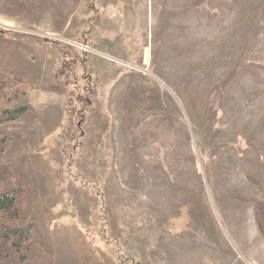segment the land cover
Returning <instances> with one entry per match:
<instances>
[{"label":"rangeland","instance_id":"rangeland-1","mask_svg":"<svg viewBox=\"0 0 264 264\" xmlns=\"http://www.w3.org/2000/svg\"><path fill=\"white\" fill-rule=\"evenodd\" d=\"M5 192L0 264H264V0H0Z\"/></svg>","mask_w":264,"mask_h":264},{"label":"trees","instance_id":"trees-1","mask_svg":"<svg viewBox=\"0 0 264 264\" xmlns=\"http://www.w3.org/2000/svg\"><path fill=\"white\" fill-rule=\"evenodd\" d=\"M28 110L27 107H21L14 110L4 112L8 120H15L18 118H22L26 111ZM17 219V210L15 208V198L12 194L5 192L0 194V259L8 257L9 252L8 250H13L18 248L21 243V239L23 235H29V228H16V227H9L6 226L4 220H15ZM256 222L258 224V228L262 233L264 239V222L260 220V214L258 212L256 217ZM19 241V242H18ZM119 255L124 256L122 254V248H119Z\"/></svg>","mask_w":264,"mask_h":264},{"label":"bare ground","instance_id":"bare-ground-1","mask_svg":"<svg viewBox=\"0 0 264 264\" xmlns=\"http://www.w3.org/2000/svg\"><path fill=\"white\" fill-rule=\"evenodd\" d=\"M146 57H147V54H146Z\"/></svg>","mask_w":264,"mask_h":264}]
</instances>
